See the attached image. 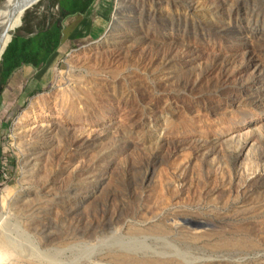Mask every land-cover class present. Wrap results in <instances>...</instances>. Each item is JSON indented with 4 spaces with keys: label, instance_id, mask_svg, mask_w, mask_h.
<instances>
[{
    "label": "rangeland",
    "instance_id": "1",
    "mask_svg": "<svg viewBox=\"0 0 264 264\" xmlns=\"http://www.w3.org/2000/svg\"><path fill=\"white\" fill-rule=\"evenodd\" d=\"M39 1L16 35L59 19ZM60 21L47 65L0 93V264H264V0H96ZM118 233L148 246L97 247Z\"/></svg>",
    "mask_w": 264,
    "mask_h": 264
},
{
    "label": "trees",
    "instance_id": "2",
    "mask_svg": "<svg viewBox=\"0 0 264 264\" xmlns=\"http://www.w3.org/2000/svg\"><path fill=\"white\" fill-rule=\"evenodd\" d=\"M95 2L96 0H57L59 19L31 36H14L0 63V93L20 68L30 66L42 69L47 65L62 43L60 18L83 17Z\"/></svg>",
    "mask_w": 264,
    "mask_h": 264
},
{
    "label": "bare ground",
    "instance_id": "3",
    "mask_svg": "<svg viewBox=\"0 0 264 264\" xmlns=\"http://www.w3.org/2000/svg\"><path fill=\"white\" fill-rule=\"evenodd\" d=\"M14 3H15L14 0H7L6 4H4L3 6L0 7V63H1V59H2V56L4 54V51L7 47V45L9 44V42L11 41L13 36L16 35L15 34L16 31L22 26V24L20 23V20L22 19V17L26 13V11H18V12L14 11L13 12L11 8L14 5ZM115 22H116V20L114 21V24H115ZM114 24H112V25H114ZM92 73H94V72H92ZM110 74L113 76H116L114 71H110ZM70 81H73V78ZM94 81H95V75L90 79L91 83H93ZM69 88H70V86H69ZM125 93L126 92L124 91L122 93V95L124 96ZM61 99H62L61 104H59L61 106V108L62 107H68V108L70 107L71 110L80 109V108H77L75 106L74 100L70 96H68V94L63 92ZM45 105H47V102H45ZM20 121L24 122V121H22V119ZM23 125H25V124H23ZM54 127H55V125H54ZM178 191L179 190H177V192ZM184 222L186 224H187V222H189L188 225H191L190 221H188V220H185ZM183 224L184 223H182V225ZM2 230H3L4 241L9 246L14 248V250H16L17 252H19L25 256H34V257L39 256V257L47 259V260L52 259L51 254H44V252H40L38 250V247L32 243V240L29 237V235L24 233V232H22V233L19 232L18 228H16L14 225L7 223L6 225H4L2 227ZM219 233H220V231H219ZM132 235L133 236H131V237H125V236L123 237V236H121L120 233H118L117 235L109 236L110 237L109 242L103 241L97 247H99V248L101 246H105L106 248L107 247L108 248L109 247H116V248L122 249L124 251H126L125 249H126V247H128V248H131L130 251H137V248L139 247V245H143L145 248L148 246V245L145 246L143 243L142 244L138 243L137 240L139 238H143V237H139L138 233H134ZM5 248L6 247H4L3 249H5ZM93 249H94V247L89 248L90 251ZM85 251L86 250H84V252Z\"/></svg>",
    "mask_w": 264,
    "mask_h": 264
},
{
    "label": "water",
    "instance_id": "4",
    "mask_svg": "<svg viewBox=\"0 0 264 264\" xmlns=\"http://www.w3.org/2000/svg\"><path fill=\"white\" fill-rule=\"evenodd\" d=\"M15 1V3H14V5L12 6V11L14 12H18V11H28L30 8H32L33 6H35V5H33V6H31L30 7V3L32 2V1H34V0H14ZM43 0H40L39 1V3L40 2H42ZM37 5V4H36ZM30 7V8H29ZM15 36V35H14ZM13 36V37H14ZM11 41H12V39H11ZM10 41V42H11ZM9 42V43H10ZM9 45V44H8ZM8 45H7V47H8ZM7 47H6V49H7ZM6 49H5V51H6Z\"/></svg>",
    "mask_w": 264,
    "mask_h": 264
}]
</instances>
